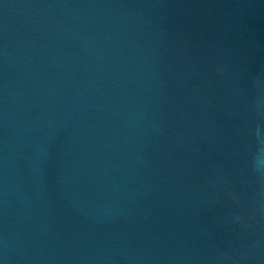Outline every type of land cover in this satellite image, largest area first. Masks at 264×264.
Segmentation results:
<instances>
[{"label": "water", "instance_id": "water-1", "mask_svg": "<svg viewBox=\"0 0 264 264\" xmlns=\"http://www.w3.org/2000/svg\"><path fill=\"white\" fill-rule=\"evenodd\" d=\"M0 264H264V0H0Z\"/></svg>", "mask_w": 264, "mask_h": 264}]
</instances>
